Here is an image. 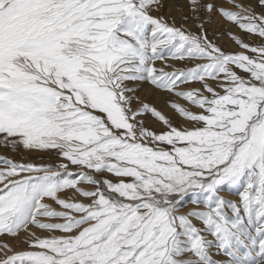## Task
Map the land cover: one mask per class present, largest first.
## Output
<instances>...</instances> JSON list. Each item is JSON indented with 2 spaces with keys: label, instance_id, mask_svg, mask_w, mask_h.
Segmentation results:
<instances>
[{
  "label": "snow or ice",
  "instance_id": "1",
  "mask_svg": "<svg viewBox=\"0 0 264 264\" xmlns=\"http://www.w3.org/2000/svg\"><path fill=\"white\" fill-rule=\"evenodd\" d=\"M227 2L188 0L191 30L164 0H0V146L60 161L0 156V237L26 245L0 264H264V0ZM212 14L260 43L225 50Z\"/></svg>",
  "mask_w": 264,
  "mask_h": 264
},
{
  "label": "rangeland",
  "instance_id": "2",
  "mask_svg": "<svg viewBox=\"0 0 264 264\" xmlns=\"http://www.w3.org/2000/svg\"><path fill=\"white\" fill-rule=\"evenodd\" d=\"M165 7L161 8L159 12H154L153 15L160 16L162 15L164 19H166L169 23L173 20L175 21L176 25L179 26L184 23V17H189L186 22V27L191 30H196V24L190 19L191 13L188 11V0H164ZM210 2H215L225 8L231 9V5L227 2V0H210ZM244 2H248V0H244ZM182 6V7H178ZM201 15L204 18L209 16L208 13L202 12ZM208 30V35L210 39H214L215 42L224 48L227 51H239L240 49L233 43V41L229 38V31L234 33L241 38H243L246 42H255L257 44L260 43L254 36H246L241 30L236 27L235 25L226 22L222 19L219 15L212 14V18L210 23L206 25ZM159 64V62H158ZM169 64H172L174 68L183 69L188 67L189 65H185L179 61H169ZM165 70L171 71L172 68H166ZM195 87H199V84L194 85ZM190 86H182V89H187ZM140 97L141 100L149 103L152 106L157 107L161 110L166 116L170 117L173 124L176 126H180L181 124H186L184 121L173 109L168 106L169 100H174L181 104L185 102L178 97L170 96L164 91L154 88L149 84H145L141 86L140 90L136 93ZM134 107H139V105L134 104ZM147 123L154 127L156 130L161 129V125L157 123L154 119L149 118ZM0 156H8L9 158L14 159L17 162H25V163H35L37 165H56L60 161L56 156L54 151H23L20 154H15L11 151H8L3 146H0ZM70 171L78 172L79 170L75 167H71ZM84 187L85 185H81ZM69 197H70V190H69ZM65 197V198H69ZM228 198L237 199L232 194H228ZM196 207L195 205L190 203V199L186 197L181 202V213H186L190 209ZM38 235H45V233L37 232ZM4 242L9 243L12 245L17 251L23 250L26 248V245L21 244L19 241L7 239L4 237H0V244ZM11 254V253H9ZM2 258V257H0ZM218 260L226 259L225 257H215Z\"/></svg>",
  "mask_w": 264,
  "mask_h": 264
}]
</instances>
